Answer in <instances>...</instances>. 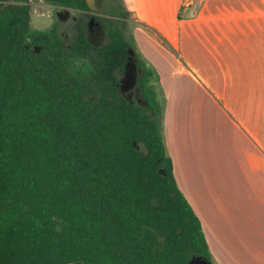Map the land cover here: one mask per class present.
Returning <instances> with one entry per match:
<instances>
[{
	"label": "trees",
	"instance_id": "obj_1",
	"mask_svg": "<svg viewBox=\"0 0 264 264\" xmlns=\"http://www.w3.org/2000/svg\"><path fill=\"white\" fill-rule=\"evenodd\" d=\"M33 0H0V264L211 262L165 151L154 72L125 36L120 0L69 47L30 26ZM90 11L85 0H42ZM128 52L144 104L120 91Z\"/></svg>",
	"mask_w": 264,
	"mask_h": 264
},
{
	"label": "crops",
	"instance_id": "obj_2",
	"mask_svg": "<svg viewBox=\"0 0 264 264\" xmlns=\"http://www.w3.org/2000/svg\"><path fill=\"white\" fill-rule=\"evenodd\" d=\"M121 1L134 33L174 61L165 86L142 56L166 96L165 151L211 263L264 264V0ZM188 81L196 88L189 93ZM206 107H218V124Z\"/></svg>",
	"mask_w": 264,
	"mask_h": 264
},
{
	"label": "rangeland",
	"instance_id": "obj_3",
	"mask_svg": "<svg viewBox=\"0 0 264 264\" xmlns=\"http://www.w3.org/2000/svg\"><path fill=\"white\" fill-rule=\"evenodd\" d=\"M115 0H93V5L96 8V11L90 10V11H76L71 10L67 8H61L56 6H51L48 4H45L42 0H33L29 2L30 5V26L33 29L42 30L47 29L52 25H57L59 29V34L64 41V44L66 47H69L72 41L75 38L76 31L75 26L77 23L83 21L84 23H88L92 17H97L94 21H100L99 17L109 18L108 15H106V11L110 9V6L115 4ZM121 4L122 1L120 0ZM132 18H129L131 20ZM103 23V22H102ZM92 29L93 31L90 32L89 36V42L94 47H100L106 42L105 33H101L94 24L92 23L89 26V30ZM125 36L129 43L131 44L132 49L137 52L138 55H140L141 59L142 56L145 55V58H149L152 60V62L156 65L157 73L162 75L163 78V84L166 86L168 85V81L171 80V71L176 70L173 64V59L170 57L169 54L162 51L160 48H157L156 46L152 45V43L144 38H142L138 33H134V25L133 23H128V25L125 27ZM135 62H137V59H140V57L134 56V54L130 53ZM144 54V55H143ZM169 60V63H166V61ZM144 61V60H143ZM145 62V61H144ZM148 67V66H147ZM155 70V72H156ZM154 72V71H153ZM155 73L156 75H158ZM139 73H136V76L138 77ZM136 77V78H137ZM121 80L124 79V72L122 75H120ZM157 79V77H156ZM177 81L178 77L175 78ZM158 80V79H157ZM186 81V80H185ZM152 82V81H151ZM150 82V83H151ZM152 84V83H151ZM161 84V82L159 83ZM158 83L153 82V85L156 87V96L155 100L158 103V107L160 110V129L162 132V137L165 138V123L163 120V116L165 114V105H166V96L164 95L161 86ZM187 93H189L191 90H195V86L193 85L192 81L186 82ZM124 97L128 100H134L139 104L143 103V98L141 96L140 90L136 87L132 88L131 90H128L125 92ZM195 99H200L195 93ZM199 103L198 101L194 103L196 105ZM200 107H192V110H195L196 113L193 112V118L198 119L200 116L199 113ZM180 109V108H179ZM186 110L187 107H184ZM197 109V110H196ZM204 110H208V113L210 115V120H212L214 123L218 124V107H206ZM208 113L206 112V116H208ZM186 113L182 112V116H185ZM227 127L230 128V124H227ZM194 128V127H193ZM198 131H201L199 126H197ZM193 130L192 137L193 139L198 137V133L196 130ZM202 131H205V129H202ZM191 153H199V147L198 145L190 142L189 143ZM190 163L192 164V167H195L196 169H199L198 167V159L191 160ZM205 175V174H204ZM197 179V178H196ZM214 199L211 198V202H213Z\"/></svg>",
	"mask_w": 264,
	"mask_h": 264
},
{
	"label": "flooded vegetation",
	"instance_id": "obj_4",
	"mask_svg": "<svg viewBox=\"0 0 264 264\" xmlns=\"http://www.w3.org/2000/svg\"><path fill=\"white\" fill-rule=\"evenodd\" d=\"M95 19H97V17H92L91 19H90V21L87 23V38H88V40H89V36H90V32H92L93 30L92 29H90L89 30V26L93 23L94 24V26L96 27V29H98L101 33H105V26H104V24L102 23V22H100V21H94ZM88 31H90V32H88ZM128 58V57H127ZM127 62V61H126ZM129 63H130V66H131V68L133 67L134 69H135V71H134V75L136 76V73H139V69H138V67H137V62H135V60L133 59V57L131 56V58L129 59ZM124 71H125V69H124ZM123 71V72H124ZM125 74V73H124ZM137 77V76H136ZM125 78V77H124ZM122 87L124 88V89H126L125 91H123L122 92V94H124L125 92H127L128 90H131L132 88H134V87H136L137 89H139L138 88V86H137V78H135V81L134 80H129V81H126V79H125V81L123 82V84H122Z\"/></svg>",
	"mask_w": 264,
	"mask_h": 264
},
{
	"label": "water",
	"instance_id": "obj_5",
	"mask_svg": "<svg viewBox=\"0 0 264 264\" xmlns=\"http://www.w3.org/2000/svg\"><path fill=\"white\" fill-rule=\"evenodd\" d=\"M85 2H86L87 6L90 10L96 11L95 6L93 5V0H85ZM130 53L131 52H128V58H127V62L125 64V71H124V73H125L124 77L125 78L120 81V91L121 92L126 90L122 87V84L125 81V79H126V81H129V80L135 81V78H136V76L134 75L135 69L133 67L131 68L130 63H129V59L131 58ZM189 264H212V263L210 261H207L205 259L200 258V259L192 260Z\"/></svg>",
	"mask_w": 264,
	"mask_h": 264
},
{
	"label": "built area",
	"instance_id": "obj_6",
	"mask_svg": "<svg viewBox=\"0 0 264 264\" xmlns=\"http://www.w3.org/2000/svg\"><path fill=\"white\" fill-rule=\"evenodd\" d=\"M191 0H184V4H188Z\"/></svg>",
	"mask_w": 264,
	"mask_h": 264
}]
</instances>
